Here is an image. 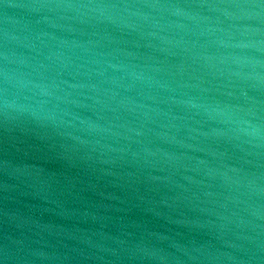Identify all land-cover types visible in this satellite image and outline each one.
Returning a JSON list of instances; mask_svg holds the SVG:
<instances>
[{
  "label": "water",
  "instance_id": "95a60500",
  "mask_svg": "<svg viewBox=\"0 0 264 264\" xmlns=\"http://www.w3.org/2000/svg\"><path fill=\"white\" fill-rule=\"evenodd\" d=\"M0 264H264V0H0Z\"/></svg>",
  "mask_w": 264,
  "mask_h": 264
}]
</instances>
